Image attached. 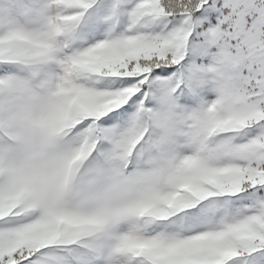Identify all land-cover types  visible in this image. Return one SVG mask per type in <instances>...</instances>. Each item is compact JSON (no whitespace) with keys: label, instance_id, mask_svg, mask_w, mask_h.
Segmentation results:
<instances>
[{"label":"snow or ice","instance_id":"obj_1","mask_svg":"<svg viewBox=\"0 0 264 264\" xmlns=\"http://www.w3.org/2000/svg\"><path fill=\"white\" fill-rule=\"evenodd\" d=\"M0 264H264V0H0Z\"/></svg>","mask_w":264,"mask_h":264}]
</instances>
